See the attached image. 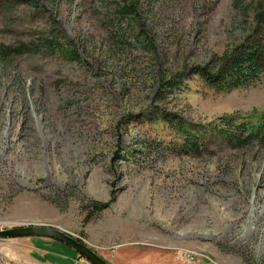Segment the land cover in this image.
Listing matches in <instances>:
<instances>
[{
	"label": "rangeland",
	"instance_id": "374dc122",
	"mask_svg": "<svg viewBox=\"0 0 264 264\" xmlns=\"http://www.w3.org/2000/svg\"><path fill=\"white\" fill-rule=\"evenodd\" d=\"M258 2L0 0V226L58 227L109 264H264V143L216 129L264 116V69L193 73L264 42ZM70 262L90 264L0 238V264Z\"/></svg>",
	"mask_w": 264,
	"mask_h": 264
},
{
	"label": "trees",
	"instance_id": "16d2710c",
	"mask_svg": "<svg viewBox=\"0 0 264 264\" xmlns=\"http://www.w3.org/2000/svg\"><path fill=\"white\" fill-rule=\"evenodd\" d=\"M16 2L32 3L34 0H14ZM133 4L135 0H124ZM258 9L263 12H257L258 23L264 28V2H258ZM53 41H48V48L53 47ZM25 51H33V48L18 46L7 48V52L18 54ZM73 54V53H72ZM76 57V56H75ZM213 60V59H212ZM264 69V42L259 38L244 40L241 44L232 48V50L213 61H208L202 67H195L193 73H196L202 81L217 87L218 89H228L240 85H246L260 77ZM217 131L222 132L223 138L233 139L234 135H244L242 140L257 138L264 143V116H260L255 122H233L229 116H221L217 124ZM189 144H193L192 141ZM107 203H94L92 212H98L107 207ZM91 212V213H92ZM80 240V239H78ZM79 258H82L78 255ZM69 264H75L70 262ZM77 264V263H76ZM82 264V263H78Z\"/></svg>",
	"mask_w": 264,
	"mask_h": 264
},
{
	"label": "water",
	"instance_id": "95a60500",
	"mask_svg": "<svg viewBox=\"0 0 264 264\" xmlns=\"http://www.w3.org/2000/svg\"><path fill=\"white\" fill-rule=\"evenodd\" d=\"M64 242L69 247L73 248L78 255L86 259L90 264H109L102 259L96 252L80 242L71 233L62 230L58 227L38 224L28 226H15L0 229V238H14V237H48Z\"/></svg>",
	"mask_w": 264,
	"mask_h": 264
},
{
	"label": "built area",
	"instance_id": "2783aa9c",
	"mask_svg": "<svg viewBox=\"0 0 264 264\" xmlns=\"http://www.w3.org/2000/svg\"><path fill=\"white\" fill-rule=\"evenodd\" d=\"M30 225V224H34V223H30V224H27V223H23V224H20V225H17V226H21V225ZM5 228V226H3V225H1L0 226V229H4ZM192 254V256L194 255V253H191ZM206 259H209L208 257H205ZM210 260V259H209Z\"/></svg>",
	"mask_w": 264,
	"mask_h": 264
},
{
	"label": "bare ground",
	"instance_id": "6f19581e",
	"mask_svg": "<svg viewBox=\"0 0 264 264\" xmlns=\"http://www.w3.org/2000/svg\"><path fill=\"white\" fill-rule=\"evenodd\" d=\"M95 252V251H94Z\"/></svg>",
	"mask_w": 264,
	"mask_h": 264
}]
</instances>
